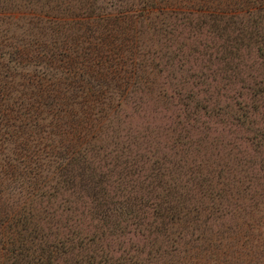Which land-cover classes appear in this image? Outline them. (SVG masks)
I'll use <instances>...</instances> for the list:
<instances>
[{
	"label": "trees",
	"instance_id": "1",
	"mask_svg": "<svg viewBox=\"0 0 264 264\" xmlns=\"http://www.w3.org/2000/svg\"><path fill=\"white\" fill-rule=\"evenodd\" d=\"M37 1L0 0V264H158L157 235L199 230L198 206L176 198L163 167L139 193L125 180L139 175V148L106 131L152 71L172 68L164 79L176 81L188 120L224 116L251 133L257 161L243 165L263 170L264 129L253 117L264 118V76L253 72L264 71V0ZM179 30L197 40L184 49ZM262 226L246 247L263 246ZM134 231L148 250L124 247ZM206 249L212 260L230 250Z\"/></svg>",
	"mask_w": 264,
	"mask_h": 264
},
{
	"label": "rangeland",
	"instance_id": "2",
	"mask_svg": "<svg viewBox=\"0 0 264 264\" xmlns=\"http://www.w3.org/2000/svg\"><path fill=\"white\" fill-rule=\"evenodd\" d=\"M39 1L43 0H38L37 4ZM37 10L47 11L46 7L39 5ZM185 32L179 30L177 38L184 49L197 40L193 38L192 31L186 39ZM171 69L165 68L161 75L157 70L152 71L148 81L153 85L147 83L148 89L130 94V98L117 109L118 126L113 119L106 131L110 138H127V142L139 148L140 162L133 166L139 175L125 179L128 183L133 180L139 193L146 187L145 177L153 168L163 167V178L170 173L176 179V198L187 197L198 206L204 224L197 222L199 230L192 229L190 233L172 236V239H168L164 232L158 234L153 247L158 250L155 259L158 264H263L264 242L259 249L245 246L248 236L251 239L261 236L264 224V169H260L258 164L250 169L243 165L244 159L257 161L248 147L247 138L251 133L232 125L234 122L226 123L224 116L208 117L199 112L188 120L189 112L181 104L184 99L181 101L182 97L180 99L173 89L176 81L164 79V76L173 74ZM259 69L253 74L263 77L264 71ZM154 74L158 75L156 79H153ZM184 88L188 90L189 85ZM253 118L258 121L257 126L264 129V118ZM200 176L204 181L199 185L197 179ZM220 188L216 201L213 194ZM162 193V190L154 188L151 195L161 199ZM150 212L146 211L147 217ZM133 234L125 235L124 247L148 250L150 239L135 231ZM208 243L221 244L230 250L225 256L219 254L212 260L206 249ZM246 249L254 251L247 262L246 257L241 260L247 253Z\"/></svg>",
	"mask_w": 264,
	"mask_h": 264
}]
</instances>
